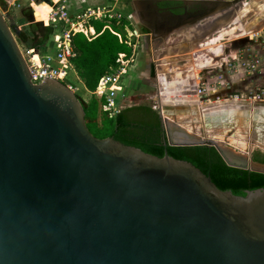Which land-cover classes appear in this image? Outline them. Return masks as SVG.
Masks as SVG:
<instances>
[{
    "label": "water",
    "instance_id": "obj_1",
    "mask_svg": "<svg viewBox=\"0 0 264 264\" xmlns=\"http://www.w3.org/2000/svg\"><path fill=\"white\" fill-rule=\"evenodd\" d=\"M161 1L134 0L138 21L153 45L182 52L166 70L191 76L189 60L199 55L188 51L211 38L197 39L207 31L201 23L235 24L246 0H172L200 6L182 15L161 11ZM156 83L166 146L212 147L228 167L264 175L255 149L212 135L218 119L229 122V135L253 131L264 122L263 100L202 104L185 82L173 96ZM87 107L58 80L33 83L0 8V264H264V188L237 196L167 152L159 158L99 139ZM170 110L192 113V121Z\"/></svg>",
    "mask_w": 264,
    "mask_h": 264
},
{
    "label": "rangeland",
    "instance_id": "obj_2",
    "mask_svg": "<svg viewBox=\"0 0 264 264\" xmlns=\"http://www.w3.org/2000/svg\"><path fill=\"white\" fill-rule=\"evenodd\" d=\"M38 1L0 0V8L23 52L26 54L28 51L33 50L37 58H42L44 53L48 55L54 54L55 50L50 48L54 34L52 29L51 31L49 30L51 26L49 19L48 23H44L43 21H38L35 17L33 3ZM110 1L68 0V3L71 2V12L78 14L84 12L87 8L96 10L105 7ZM117 3L114 1L113 10L115 8L116 12H120L126 22L131 25V28L127 29L128 41L132 45L136 44L135 58L128 64V74L130 70H133L134 77L130 75L124 77L118 86V90H120L121 85L124 86L130 78L128 86L124 88L122 93H118L120 109L123 110L134 106L157 108L158 86L156 80H161L160 76L157 77L161 69L156 66V63L162 55V51L160 49L158 54H154L153 46L151 45V34L149 30L139 23L132 0H118ZM118 22L120 23L119 20ZM87 23L89 24V22ZM238 29L222 30L221 34L214 35L210 38L211 40L208 39L202 47H195L188 51L198 52L197 55H199L197 62L194 61L193 56L189 61L191 63V76L195 80L196 88L205 92L200 97L201 99L195 93V98L199 99L202 104H213L228 100L264 101V42L261 40L264 37V29L259 32H247L242 25ZM217 39L220 41L215 46L211 47V45H208L210 43L214 45L213 42ZM27 41L32 45L30 49L27 46ZM44 43H46V47ZM34 46L40 47V54L34 49ZM54 47L56 48L55 45ZM181 53L180 51H172L171 48L162 58L163 60H168L171 55L176 56ZM73 71L76 78L87 89L75 66ZM177 77H182V74H177ZM70 82L75 88L78 87L80 91L78 95L88 106L94 98L101 97L95 94L96 90L87 89L88 91H84L83 86L72 77ZM177 115L181 121L185 118H191L190 121H192V113L177 112ZM228 123L221 119L213 122L212 125H215V130H213L214 133L212 135L222 140L226 137L227 143L239 151H243L246 147L248 149L251 147L255 151L261 150L264 152V122L258 121L253 131L249 127H247L246 131H240L237 128L231 135L228 133L232 131V127ZM88 124L96 137L99 139L105 137L106 133L104 131L94 129L91 120L88 121ZM254 136L255 141L253 140ZM242 144L246 147H243Z\"/></svg>",
    "mask_w": 264,
    "mask_h": 264
},
{
    "label": "trees",
    "instance_id": "obj_3",
    "mask_svg": "<svg viewBox=\"0 0 264 264\" xmlns=\"http://www.w3.org/2000/svg\"><path fill=\"white\" fill-rule=\"evenodd\" d=\"M92 28V32L89 29ZM131 25L123 18L120 23L91 20L85 32L73 36V46L78 53L74 66L78 75L89 90L95 91L101 79L111 69L122 63H131L135 58V46L129 45L127 29ZM55 35L53 26L49 30ZM53 35V39H54ZM27 46H32L29 41ZM54 40L50 45L54 46ZM46 47V43H44ZM39 46L34 49L39 52ZM41 52H39L40 54ZM80 97V96H79ZM87 125L91 120L94 129L104 131L105 137H114L125 145L164 157H171L192 163L210 177L222 191H232L237 196H246L247 192L264 188V175L228 167L215 148L206 146L169 147L165 142V131L156 110L150 106H134L121 110L114 118L107 110L106 98H94L86 109ZM98 138V137H97ZM253 160L264 163V154L256 152Z\"/></svg>",
    "mask_w": 264,
    "mask_h": 264
},
{
    "label": "built area",
    "instance_id": "obj_4",
    "mask_svg": "<svg viewBox=\"0 0 264 264\" xmlns=\"http://www.w3.org/2000/svg\"><path fill=\"white\" fill-rule=\"evenodd\" d=\"M114 1L117 3L118 0H111L108 5L96 10L87 8L84 12L78 14L71 12V2L68 3V0H59L51 8L49 23L56 31L53 39L57 49L56 58L38 57L36 60L33 50L28 51L26 54L23 52L28 61L32 81L35 85L42 84L49 79L58 80L78 94L77 88L70 82L73 62L78 57V53L73 46V36L76 33L85 32L87 22L90 23L91 20L121 21L123 15L116 12L115 8L113 10ZM61 29L62 32L59 31ZM261 40L264 42V37ZM127 43L130 46L132 45L129 41ZM54 60L58 62V65L53 63ZM127 73L128 63H122L106 73L97 86L95 94L106 98L107 110L112 118L121 112L118 103V86ZM195 93L200 98L205 92L196 88Z\"/></svg>",
    "mask_w": 264,
    "mask_h": 264
},
{
    "label": "flooded vegetation",
    "instance_id": "obj_5",
    "mask_svg": "<svg viewBox=\"0 0 264 264\" xmlns=\"http://www.w3.org/2000/svg\"><path fill=\"white\" fill-rule=\"evenodd\" d=\"M250 2V5L252 6L255 2V0H246L245 2H242L241 5L239 4V6L242 8V4H247V2ZM58 1L57 0H50L48 2H43L45 3L46 5H48L49 7H53ZM133 2V6H134V0H132ZM40 4V3H39ZM38 2L37 3H33V10L35 12V8L34 6L35 5H39ZM159 8L161 11H171L173 12L175 15H182L186 12H189V13H196L199 9H200V6H188L187 8L184 6V4L178 2V1H172V0H163L161 1V3H159ZM238 6V7H239ZM50 8V10H51ZM246 8V6H245ZM235 10V7L233 8ZM134 10H135V7H134ZM232 10V11H234ZM254 15V12L250 15V16H253ZM35 17L38 21H42L41 20V17L39 16V13L35 12ZM236 20H232V19H227L225 21H215V20H212V19H209V20H206L204 21L203 23H201V26H204L206 27L207 31L205 32L203 29L202 31H198L196 32L198 36L197 39H200L201 37H204L205 35H211V38L214 36V35H219L221 34L222 30H228V29H236V30H239V26H241L240 24H242L244 26V29L249 32V31H257L258 29L260 30L261 27H262V24L261 22H252L249 20V18L247 19V21H249L250 23L246 22V20L244 18H240L239 21H237L235 24ZM246 22V23H245ZM45 23V22H44ZM203 27V28H204ZM201 30V28H200ZM215 31H218V32H215ZM213 34V35H212ZM200 37V38H199ZM209 38V37H208ZM180 38H174L175 40V43L179 40ZM210 39V38H209ZM211 40V39H210ZM173 41H171L168 46H171ZM174 43V42H173ZM197 43V42H196ZM204 44L201 45V47L203 46ZM153 46V52L154 54H158L160 52V49L162 51V55L158 58L157 62L161 63V65H158V66H166V65H171L172 62H168L167 60H163L162 56L167 54V48L166 46H164V44L160 41H157L154 45L152 44ZM200 47V46H199ZM190 48V47H189ZM188 48V49H189ZM163 49V50H162ZM172 51H175L177 52V49H174L172 48ZM171 58V57H170ZM172 59V58H171ZM170 60V59H168ZM194 61L197 62L198 61V58H194ZM164 63H167V64H164ZM173 66V65H172ZM159 68V67H158ZM182 77H174L173 75H170L168 78H169V82H173L171 85H175L177 86L180 82V80H183L185 83H186V86H187V90H190L192 91V88H196V83H195V80L191 82V76H189V73L187 72V74H184L182 73ZM177 76V75H176ZM193 78V77H192ZM174 80V81H173ZM179 80V82H178ZM177 88H183V87H177ZM186 89L184 90V92L187 93ZM158 106V105H157ZM158 112V114H160V112L157 110V109H154ZM168 115L169 116H177V112H172L171 110L170 111H167ZM160 116V115H159ZM161 119V118H160ZM161 123H162V120H161ZM162 127H163V124H162ZM256 152H261L262 154H264L263 151L261 150H256L254 152V154ZM254 154L252 155V159L254 157Z\"/></svg>",
    "mask_w": 264,
    "mask_h": 264
},
{
    "label": "crops",
    "instance_id": "obj_6",
    "mask_svg": "<svg viewBox=\"0 0 264 264\" xmlns=\"http://www.w3.org/2000/svg\"><path fill=\"white\" fill-rule=\"evenodd\" d=\"M245 6H246V8L244 9V13H243V15H242V17L241 18H244L245 20H246V22H248V23H250L249 21H247V19L249 18V20L250 21H252V22H261V24H262V27H261V29L259 30H257V31H254V32H259V31H261V30H263L264 29V0H255V2H254V4L251 6L250 5V2L248 1L247 2V4H245ZM254 12V15L253 16H250L252 13ZM245 22V23H246ZM87 25V24H86ZM240 25H242V24H240ZM243 26V25H242ZM244 27V26H243ZM90 30V32H92V28L91 29H89ZM60 32H62V29L61 30H59ZM221 36H223V35H221ZM219 39H222V38H219ZM219 39H217V40H215L214 42H213V44L214 45H212L211 43L210 44H208L209 46L211 45V47L212 46H215L220 40ZM151 45H152V43H151ZM181 45V44H180ZM56 46V45H55ZM177 46H179V45H177ZM51 49H53V50H55V52H54V54L52 53V54H45L44 53V58H46V57H51V58H53V59H55L56 58V53H57V49L54 47V46H51L50 47ZM178 49V48H177ZM55 65H58V62L56 61V60H54V62H53ZM160 69H161V71L159 70V72H158V74H157V77L158 76H160L161 77V80H156V82H158L159 83V85H162L163 87H165V88H167V90H168V92L170 93L169 94V96H173L174 94L173 93H171L172 91L173 92H176V89H175V85H171L173 82H169L168 80H169V76L170 75H173L175 78L177 77L176 75L177 74H179L180 72H175L174 71V69H172L171 71L170 70H166V68H165V65L164 66H161V67H159ZM74 65H73V69H72V71L70 72V78L72 77L74 80H76L79 84H81V86H83L82 88L84 89V91H88L85 87H84V85H83V83L81 82V81H79L77 78H76V75H74ZM189 74H190V72H188ZM187 74V73H186ZM128 75H130L131 77H134V73H133V70H130L129 71V74L127 73V75L126 76H128ZM125 76V77H126ZM190 76V75H189ZM191 82L192 81H194L193 79L194 78H192L191 77ZM174 81V80H173ZM178 82H179V80H178ZM130 83V78H129V80L125 83V85L123 86V85H121V89L120 90H118V93H122L123 92V90H124V88L125 87H127L128 86V84ZM169 83H171L170 85H169V87H168V84ZM177 87H185V85H184V81L183 80H180V82H179V84L177 85ZM187 87V86H186ZM77 88V90H78V92H80L79 91V89H78V87H76ZM159 88V87H158ZM186 89V88H185ZM167 90H166V92H167ZM194 90H196V88L194 89ZM187 98H189V96H186Z\"/></svg>",
    "mask_w": 264,
    "mask_h": 264
},
{
    "label": "bare ground",
    "instance_id": "obj_7",
    "mask_svg": "<svg viewBox=\"0 0 264 264\" xmlns=\"http://www.w3.org/2000/svg\"><path fill=\"white\" fill-rule=\"evenodd\" d=\"M35 12L39 13V16L41 17V20L43 22L48 23V19H49V13L51 12L50 8L48 5H46L45 3L39 4V5H35ZM38 58L36 57V60Z\"/></svg>",
    "mask_w": 264,
    "mask_h": 264
}]
</instances>
